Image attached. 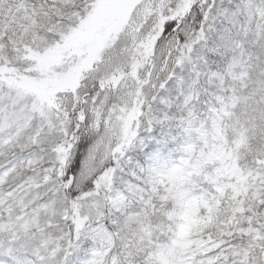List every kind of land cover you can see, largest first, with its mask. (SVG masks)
I'll list each match as a JSON object with an SVG mask.
<instances>
[{
	"label": "snow or ice",
	"instance_id": "snow-or-ice-1",
	"mask_svg": "<svg viewBox=\"0 0 264 264\" xmlns=\"http://www.w3.org/2000/svg\"><path fill=\"white\" fill-rule=\"evenodd\" d=\"M0 264H264V0H0Z\"/></svg>",
	"mask_w": 264,
	"mask_h": 264
}]
</instances>
